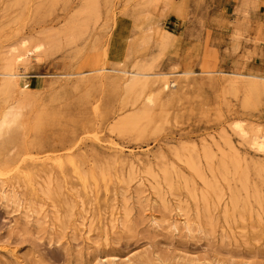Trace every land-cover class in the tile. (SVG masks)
Returning a JSON list of instances; mask_svg holds the SVG:
<instances>
[{"label": "rangeland", "instance_id": "obj_1", "mask_svg": "<svg viewBox=\"0 0 264 264\" xmlns=\"http://www.w3.org/2000/svg\"><path fill=\"white\" fill-rule=\"evenodd\" d=\"M9 105L0 264H264V0H0Z\"/></svg>", "mask_w": 264, "mask_h": 264}, {"label": "bare ground", "instance_id": "obj_2", "mask_svg": "<svg viewBox=\"0 0 264 264\" xmlns=\"http://www.w3.org/2000/svg\"><path fill=\"white\" fill-rule=\"evenodd\" d=\"M161 51H162V49H161ZM128 75H129V77H128V80H127V85L135 84L138 81V79L143 76L142 73H138L136 71H133L132 73H129ZM2 76L5 79L4 81L7 82V86L9 84L10 85H12V84L18 85L19 82H21L24 79V76L22 74L18 73V71H16L15 69H9V71L3 73ZM169 84L170 83H168V84L165 83L164 84V86H165L164 89L171 87V86H169ZM170 85H172V84H170ZM173 86H176V85H173ZM152 104H153L152 96L149 95L145 99L144 105H146L148 107V106H152ZM23 115H24L23 114V107L20 106V105H9L7 108H5L0 113V145L2 143H4L5 141H7L10 138L11 135L16 133L19 130V128L22 127V123L21 122H22V119H23ZM234 131L237 134H239L240 136L244 137V138L247 136L246 132L244 131V129H243L242 125H241V123H239V122L236 123V125H234ZM251 146H252V148H254L255 150H257L259 152H264V138L260 139V138L257 137L255 139H252ZM262 204H263V202H262Z\"/></svg>", "mask_w": 264, "mask_h": 264}]
</instances>
